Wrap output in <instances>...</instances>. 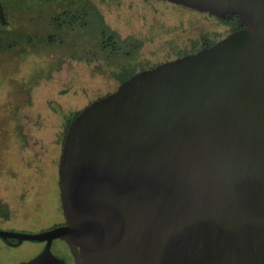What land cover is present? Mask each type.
Wrapping results in <instances>:
<instances>
[{"label": "water", "instance_id": "1", "mask_svg": "<svg viewBox=\"0 0 264 264\" xmlns=\"http://www.w3.org/2000/svg\"><path fill=\"white\" fill-rule=\"evenodd\" d=\"M245 28L139 72L72 121L59 165L66 225L22 264H264V0H157Z\"/></svg>", "mask_w": 264, "mask_h": 264}, {"label": "rangeland", "instance_id": "2", "mask_svg": "<svg viewBox=\"0 0 264 264\" xmlns=\"http://www.w3.org/2000/svg\"><path fill=\"white\" fill-rule=\"evenodd\" d=\"M1 1L6 17L4 24L0 23V46L13 45L24 38L21 46L0 54V197L8 200L15 212L22 206L35 208L37 204L34 199L17 203L20 200L16 197L25 196L34 184V180L23 176L34 172L53 175L66 117L121 86L115 73L119 64L92 57L79 47L39 41L57 33L51 26L52 18L78 3L81 7L89 3L111 31L122 40L131 38L139 46L131 64L136 72L178 59L181 52L196 51V42L204 35L220 41L230 34V28L215 17L162 1ZM83 46L92 49L87 43ZM15 176L22 178L14 181ZM17 180L20 186L14 184ZM49 191L47 211L37 208L7 223L0 220V230L32 235L59 223L58 192L53 187ZM42 249L40 242L10 246L0 238V264L28 262ZM52 253L58 258H70L60 240L54 241Z\"/></svg>", "mask_w": 264, "mask_h": 264}, {"label": "trees", "instance_id": "3", "mask_svg": "<svg viewBox=\"0 0 264 264\" xmlns=\"http://www.w3.org/2000/svg\"><path fill=\"white\" fill-rule=\"evenodd\" d=\"M146 1H157V0H146ZM162 2H165V1H162ZM166 3H169V2H166ZM64 4H66V1ZM172 5L183 7L177 4H172ZM183 8L201 13L199 11H196V10H193L187 7H183ZM5 12H6L5 7H3L2 1L0 0V23H3V24H4L5 17H6ZM202 14H208V13H202ZM208 15L215 17L211 14H208ZM217 20H219L221 23H223L224 25L230 28V34L227 37L245 28V26L240 24L237 18L235 17L234 18H229V17L217 18ZM51 26L54 27L57 33L55 35L49 36L48 38L41 39L39 41L46 42L47 44H50L53 46H57V43H59L60 46L66 45L69 47H79V49H84L85 53H87L88 55H92V57H96L99 59L103 58V60H105L106 62H111L112 64H119L120 68H118L115 71V73H116V76L117 75L119 76L121 85L124 82L131 79L136 74H138L139 72L151 70V69L156 68L157 66L162 65V64H159L154 67H150L148 69L142 68L139 72L132 70L134 68L131 67V64L132 62L136 60L139 46L135 45L131 38L122 40L117 33L111 31L104 23L103 18L100 16L98 11L94 7H92L89 3L84 7H81V5L78 3L76 7L73 6V7H70L69 10L63 11L61 14L51 19ZM92 40L94 41V43H92ZM80 41H84V42H80ZM220 41H217L216 39H212L210 36L204 35L201 37V39L198 42H196V48H197L196 51H193L192 53L181 52L179 58L196 54L206 48L215 46ZM23 43H24V38H21L15 41L13 45H7L5 47L0 46V54H3L4 52H7L10 49H15L21 46ZM29 43L30 44L33 43V40L29 41ZM85 43H87V46H92V49L85 48L83 46ZM81 112L82 110L75 112V113H70L66 117L65 132H64V138L62 140L61 152H60L59 160L55 163L56 167H55L53 175L51 177L49 176L47 177L42 172L40 173L34 172V173H31V175L23 176L31 180H34V184L31 185V188L29 187L30 192L28 191L29 193H27L26 191L25 196H22L21 198L16 197V200L17 199L20 200L19 202L17 201V203L21 204L24 202L26 204V202L34 199L37 201V204L34 205L35 208L29 207L25 209V207L22 206V208L21 207L18 208V212H15L14 209L16 208L14 209L11 208V204L9 203V201L8 200L4 201V199L0 197V220H2V222L7 223L9 221H12L16 216H19V215L24 216L23 214L26 211H35L37 208L40 212L43 210L47 211L49 207L46 208L47 203H45V201L47 199L48 193L50 192L49 188L53 187L58 192L59 206H58L57 212L59 213L61 221L57 224H53L52 226L43 228L40 231V233L52 230L59 226L66 225V218H65V214L63 210L62 200H61L59 165H60V161L62 158L63 147H64V143H65V139H66L69 127L72 121ZM20 178H22V176L20 177L15 176L14 181ZM14 184H17V186L18 185L20 186V183L18 180L17 182H14ZM33 189H35L36 191L35 193H32ZM8 225L11 226L12 224H8ZM15 227L19 228L18 226H15ZM2 240L10 246H16V245L22 244V243L19 244L18 241L14 239H10V240L2 239ZM62 242L65 244L70 254L69 255L70 258L69 260L64 259V258H61V259L65 260L66 264H76L75 259L72 256L71 251L69 249V246L64 241ZM40 243L43 244L42 250H44L45 242H40ZM35 256L33 258H35Z\"/></svg>", "mask_w": 264, "mask_h": 264}, {"label": "flooded vegetation", "instance_id": "4", "mask_svg": "<svg viewBox=\"0 0 264 264\" xmlns=\"http://www.w3.org/2000/svg\"><path fill=\"white\" fill-rule=\"evenodd\" d=\"M45 245H46V243H45ZM37 257V256H36ZM61 259V258H60ZM63 260V259H62ZM65 261V260H64ZM66 262V261H65Z\"/></svg>", "mask_w": 264, "mask_h": 264}]
</instances>
